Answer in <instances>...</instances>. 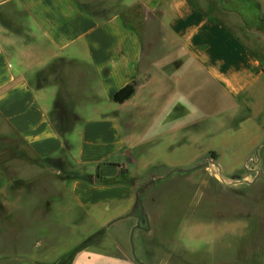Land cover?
<instances>
[{
    "label": "crops",
    "instance_id": "1",
    "mask_svg": "<svg viewBox=\"0 0 264 264\" xmlns=\"http://www.w3.org/2000/svg\"><path fill=\"white\" fill-rule=\"evenodd\" d=\"M86 1L93 0H0V143L4 126L34 160L62 158L90 176L69 181L82 207L117 205L115 219L134 217L129 204L148 169L131 175L126 167L135 162L137 120L153 114L163 129L179 94L190 100L185 88L194 72L222 98L254 112L253 127L264 133V65L229 27L191 0L122 1L124 11L139 5V22L151 17L170 44L145 48V34L123 11L96 15ZM227 2L244 20L264 15V0ZM175 130L171 125L168 133ZM251 145L261 159L264 144Z\"/></svg>",
    "mask_w": 264,
    "mask_h": 264
},
{
    "label": "rangeland",
    "instance_id": "2",
    "mask_svg": "<svg viewBox=\"0 0 264 264\" xmlns=\"http://www.w3.org/2000/svg\"><path fill=\"white\" fill-rule=\"evenodd\" d=\"M122 1L129 0L86 1L84 8L96 15L123 11L145 34V48L170 45L151 17L139 22V5L124 11ZM191 1L264 65V15L244 20L226 0ZM205 82L194 72L185 88L190 100L179 94L177 119H164L163 129L153 114L137 120L135 162L126 167L131 175L148 167L136 194L148 186L137 206L136 196L129 204L134 217L115 219L117 205L82 207L71 194L68 161L34 160L3 126L0 264H264V156L251 145L263 146L264 133L253 127L254 112ZM250 158L254 164L246 166Z\"/></svg>",
    "mask_w": 264,
    "mask_h": 264
},
{
    "label": "trees",
    "instance_id": "3",
    "mask_svg": "<svg viewBox=\"0 0 264 264\" xmlns=\"http://www.w3.org/2000/svg\"><path fill=\"white\" fill-rule=\"evenodd\" d=\"M209 16V15H208ZM210 156L212 157H215V154L214 153H209ZM48 161V160H47ZM55 163H58V162H55ZM153 172V169H150L148 171V173H152ZM69 179H84L86 181H91V177L90 176H79L76 172H74L73 170L71 171L70 175H69Z\"/></svg>",
    "mask_w": 264,
    "mask_h": 264
},
{
    "label": "water",
    "instance_id": "4",
    "mask_svg": "<svg viewBox=\"0 0 264 264\" xmlns=\"http://www.w3.org/2000/svg\"><path fill=\"white\" fill-rule=\"evenodd\" d=\"M208 162H205L204 164H202L201 166H204V167H206V166H208ZM199 167V166H198ZM180 172H182V171H180ZM148 186V184H146V185H144L143 187H141V189H140V191H138L137 192V194H136V200H135V206H137L139 203H140V200H139V194H141L144 190H145V188ZM131 240V239H130Z\"/></svg>",
    "mask_w": 264,
    "mask_h": 264
},
{
    "label": "built area",
    "instance_id": "5",
    "mask_svg": "<svg viewBox=\"0 0 264 264\" xmlns=\"http://www.w3.org/2000/svg\"><path fill=\"white\" fill-rule=\"evenodd\" d=\"M208 163H209V162H208ZM248 164H254L252 158H250V159L247 161L246 166H247ZM209 165H210V164H208V166H209Z\"/></svg>",
    "mask_w": 264,
    "mask_h": 264
}]
</instances>
